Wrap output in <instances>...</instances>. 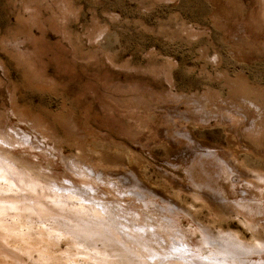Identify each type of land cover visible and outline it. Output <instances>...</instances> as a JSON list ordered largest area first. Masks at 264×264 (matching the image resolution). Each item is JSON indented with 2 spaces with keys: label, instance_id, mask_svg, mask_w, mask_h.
Wrapping results in <instances>:
<instances>
[{
  "label": "rangeland",
  "instance_id": "374dc122",
  "mask_svg": "<svg viewBox=\"0 0 264 264\" xmlns=\"http://www.w3.org/2000/svg\"><path fill=\"white\" fill-rule=\"evenodd\" d=\"M0 169L8 264H264V0H0Z\"/></svg>",
  "mask_w": 264,
  "mask_h": 264
},
{
  "label": "bare ground",
  "instance_id": "6f19581e",
  "mask_svg": "<svg viewBox=\"0 0 264 264\" xmlns=\"http://www.w3.org/2000/svg\"><path fill=\"white\" fill-rule=\"evenodd\" d=\"M3 168L5 169L4 166H3ZM4 169L3 170L0 169V175H5L4 173L6 171H4ZM8 171H10V170H8ZM6 209H7V207L5 205L0 204V217H2V215ZM93 217L95 219H99L98 214H95V216H93ZM99 223L101 224V222H99ZM96 226H99L98 223ZM102 227H103V225H102ZM103 228H96V227L91 228V227H87L84 225V226H81V227L79 226L76 228L72 227L71 230H73L75 232V234H76L75 236L78 239V242H81V244H82V242L84 243L85 241H88L90 239H93L94 241L95 240L100 241V243H101V241L103 243H111V244L115 243L116 239L113 238V234L105 231ZM28 231H30V230H28ZM57 232H58V228L53 227V229H51V230L44 229V230H40V231L35 232V233H33V232L24 233L23 230L18 229L16 226L9 225V224L5 223L3 220L2 221L0 220V241H5L7 244L14 245L17 250H20L21 252H25L29 256H33L36 253L37 258L40 262H43V261L49 262L50 260L52 261V260H55L56 258H58V256L55 255V250H54L55 244H54V240L52 238V236H55L57 234ZM204 243L207 246L215 249V252H213L215 255L219 254V255H230L233 257H237V256L243 257V256H248L250 254H256V252H257L254 248H251L247 245H244L245 242L243 244H241V242H237L236 240H233V241H225L224 240L223 241V239H217V238L211 237L206 232L204 235ZM111 244H109V246ZM252 245H254V244H252ZM118 246H121V245H118ZM1 249L2 248H0V256H2ZM109 249L111 250L112 248H109ZM111 253H113V252H111ZM85 256H87V255H85ZM132 256H133V259L135 260V262L138 261L139 263L141 262L142 264L147 263V262H143L141 260L142 256H138L134 252H133ZM144 256H148V258H151L153 260L156 259L157 264H188L189 263V262L186 263L183 261V260H185L184 257H182V260L177 259V260L173 261L174 259L173 260H161V259H158L156 256H149V254L148 255L146 254ZM110 258H114L115 260L118 259L117 256L114 255L113 257H111V255H109V253H108V255L104 256L101 259L102 260L101 262L104 264L114 263L113 261H110ZM63 260H65V259H63ZM186 260L188 261V258H186ZM6 262L3 259H1V257H0V264H8Z\"/></svg>",
  "mask_w": 264,
  "mask_h": 264
}]
</instances>
